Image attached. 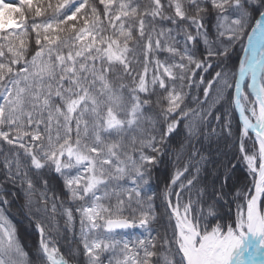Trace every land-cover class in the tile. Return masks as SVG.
Wrapping results in <instances>:
<instances>
[{
	"label": "snow or ice",
	"instance_id": "6c2138e0",
	"mask_svg": "<svg viewBox=\"0 0 264 264\" xmlns=\"http://www.w3.org/2000/svg\"><path fill=\"white\" fill-rule=\"evenodd\" d=\"M0 173V264H264V0H0Z\"/></svg>",
	"mask_w": 264,
	"mask_h": 264
},
{
	"label": "trees",
	"instance_id": "16d2710c",
	"mask_svg": "<svg viewBox=\"0 0 264 264\" xmlns=\"http://www.w3.org/2000/svg\"><path fill=\"white\" fill-rule=\"evenodd\" d=\"M45 3H47V0H45ZM33 44H34V37H33ZM32 50L35 51V48L33 47ZM136 71L137 72L142 71V67L137 66ZM150 76L151 73H149V79ZM125 82L130 83V81H125ZM161 95L163 94L161 93ZM193 95H195V92H193ZM153 99H155V97H153ZM171 170L172 168H171V163L169 162V157L168 155H165L162 157L159 166L154 167L152 169V180H151L152 192L160 193L163 190L165 184L168 182L170 178ZM237 175L243 178V170L238 168ZM45 178L48 179L49 181L50 189L56 191L57 193H60L62 199L67 201V194L63 188L62 178L55 172L47 174ZM3 180H4V176L2 173H0V181ZM3 186L6 190L3 193V195L7 196V198L11 200V204L6 209V215L17 227L19 239L21 243L24 245L25 250L29 252L30 256H32L33 259H35L33 253L36 247L38 246V241H39V235L38 232L36 231L35 222L34 220L30 219L28 215V209L24 207V198L22 195H20V190L16 187H13V185L7 183L4 184ZM13 192H16L17 196L13 197L12 196ZM66 206H71L74 208L76 205L67 204ZM154 208L158 219L153 225L154 229L156 230L155 232H153V235H156L157 233L163 235L167 227V219H168L167 216L165 215L166 205L159 197H157V199L154 201ZM57 220H58L59 236H60L58 241V246L60 247L61 252L64 253L66 257L73 264H85V258L83 255L82 248L80 254L77 257H75V259L68 255L70 251H72L73 249L79 246L78 240L74 238L73 232L69 231L68 228L65 226L64 219L62 217H57ZM76 221L77 222L75 228H76V234L78 235V230H79L78 216L76 217ZM123 234L129 238L146 235V233H143V230L139 228H130L124 230Z\"/></svg>",
	"mask_w": 264,
	"mask_h": 264
},
{
	"label": "rangeland",
	"instance_id": "374dc122",
	"mask_svg": "<svg viewBox=\"0 0 264 264\" xmlns=\"http://www.w3.org/2000/svg\"><path fill=\"white\" fill-rule=\"evenodd\" d=\"M5 3H17V0H5ZM39 235V234H38ZM73 264V263H72Z\"/></svg>",
	"mask_w": 264,
	"mask_h": 264
}]
</instances>
